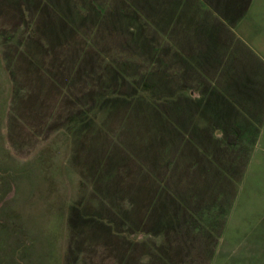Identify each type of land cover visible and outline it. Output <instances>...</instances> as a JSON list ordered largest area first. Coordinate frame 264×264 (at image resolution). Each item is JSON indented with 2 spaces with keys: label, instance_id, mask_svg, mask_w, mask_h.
Listing matches in <instances>:
<instances>
[{
  "label": "trees",
  "instance_id": "obj_1",
  "mask_svg": "<svg viewBox=\"0 0 264 264\" xmlns=\"http://www.w3.org/2000/svg\"><path fill=\"white\" fill-rule=\"evenodd\" d=\"M0 15L8 68L35 80L33 128L64 134L81 177L66 264H87L86 252L94 264H208L224 226L203 213L228 208L215 203L220 159L234 166L259 131L237 119L255 94L239 91L233 50L221 55L234 40L225 22L196 0H0ZM52 95L65 105L55 119Z\"/></svg>",
  "mask_w": 264,
  "mask_h": 264
},
{
  "label": "rangeland",
  "instance_id": "obj_2",
  "mask_svg": "<svg viewBox=\"0 0 264 264\" xmlns=\"http://www.w3.org/2000/svg\"><path fill=\"white\" fill-rule=\"evenodd\" d=\"M9 20L0 15V27L4 28ZM233 29L237 36H233L231 47L222 49L221 55L226 51L227 56L231 54L228 50H233V68L243 83L238 89L247 92L245 98L255 94V100H249L250 106L249 97L241 103L237 99L235 112L237 119L251 118L259 131L234 166L227 170L224 165L228 166V162L220 159L227 186L225 189L219 182L215 203L228 208L219 216L216 211L203 213L207 226H224L215 231L217 245L208 264H264V0H253L245 18ZM160 42L163 49L168 41L162 38ZM171 46L173 49L172 43ZM5 50L0 39V264H66L69 208L79 195L81 178L71 160L72 145L53 128L48 132L33 128L41 122L37 109L31 108L36 103L29 96L35 80L27 83L14 64L9 69ZM172 55L170 51L169 63ZM12 71L18 75V82L25 84V97L19 102L14 98ZM208 77L207 83L218 79L210 73ZM187 80L193 81L191 77ZM222 89L229 95L233 90ZM234 90L232 95H242L235 93L237 88ZM61 101L52 95L50 114L54 119L63 112L65 105L61 106ZM14 112L17 120L13 122ZM187 176L193 177L191 173ZM233 192L235 197L231 196ZM84 256L87 264H94L89 252Z\"/></svg>",
  "mask_w": 264,
  "mask_h": 264
},
{
  "label": "crops",
  "instance_id": "obj_3",
  "mask_svg": "<svg viewBox=\"0 0 264 264\" xmlns=\"http://www.w3.org/2000/svg\"><path fill=\"white\" fill-rule=\"evenodd\" d=\"M252 1L253 0H196V2L210 15L213 14L225 22L230 32L236 36L237 34L234 32L233 28L245 18Z\"/></svg>",
  "mask_w": 264,
  "mask_h": 264
}]
</instances>
